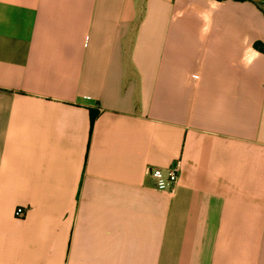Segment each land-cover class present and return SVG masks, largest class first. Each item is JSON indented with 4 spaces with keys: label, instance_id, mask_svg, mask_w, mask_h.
<instances>
[{
    "label": "crops",
    "instance_id": "0c3cea01",
    "mask_svg": "<svg viewBox=\"0 0 264 264\" xmlns=\"http://www.w3.org/2000/svg\"><path fill=\"white\" fill-rule=\"evenodd\" d=\"M257 41L264 0H0V264H264Z\"/></svg>",
    "mask_w": 264,
    "mask_h": 264
},
{
    "label": "built area",
    "instance_id": "2783aa9c",
    "mask_svg": "<svg viewBox=\"0 0 264 264\" xmlns=\"http://www.w3.org/2000/svg\"><path fill=\"white\" fill-rule=\"evenodd\" d=\"M181 159H177L167 168L148 167V171L156 180V187L160 190H170L173 189L179 179L180 169H181ZM15 214L17 216L23 215V210L21 208L16 209Z\"/></svg>",
    "mask_w": 264,
    "mask_h": 264
},
{
    "label": "trees",
    "instance_id": "16d2710c",
    "mask_svg": "<svg viewBox=\"0 0 264 264\" xmlns=\"http://www.w3.org/2000/svg\"><path fill=\"white\" fill-rule=\"evenodd\" d=\"M222 0H211V3L212 4H218L219 2H221ZM256 2V1H254ZM257 3V2H256ZM254 49L256 51H262L264 52V42L262 41H257L254 43ZM92 122H93V118H92Z\"/></svg>",
    "mask_w": 264,
    "mask_h": 264
},
{
    "label": "water",
    "instance_id": "95a60500",
    "mask_svg": "<svg viewBox=\"0 0 264 264\" xmlns=\"http://www.w3.org/2000/svg\"><path fill=\"white\" fill-rule=\"evenodd\" d=\"M257 1H263V0H257Z\"/></svg>",
    "mask_w": 264,
    "mask_h": 264
}]
</instances>
